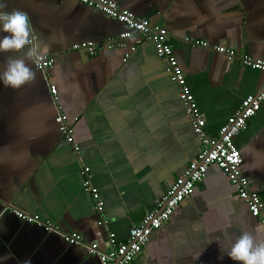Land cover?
<instances>
[{
  "label": "crops",
  "instance_id": "0c3cea01",
  "mask_svg": "<svg viewBox=\"0 0 264 264\" xmlns=\"http://www.w3.org/2000/svg\"><path fill=\"white\" fill-rule=\"evenodd\" d=\"M112 1L167 30L209 136L217 135L246 95L264 86V72L184 42L194 38L264 60V0ZM0 5L5 12L27 13L46 48L43 55L54 60L45 72L30 62L35 80L19 89L0 83V264H100L89 246L95 243L103 252L106 229L96 225L92 198L81 187V167L90 169L91 184L103 199L107 228L124 240L198 152L178 86L152 43L138 34L124 49L94 56L74 49L126 30L75 0H0ZM130 46H135L131 54ZM126 53L130 56L122 62ZM22 55L0 53V71L7 59ZM50 85L73 127L77 152L54 122ZM234 144L250 190L264 202V103ZM13 211L35 215L57 230L45 232ZM242 232L264 240L263 225L211 165L132 264H234L226 252ZM71 233L80 242L63 240Z\"/></svg>",
  "mask_w": 264,
  "mask_h": 264
},
{
  "label": "built area",
  "instance_id": "2783aa9c",
  "mask_svg": "<svg viewBox=\"0 0 264 264\" xmlns=\"http://www.w3.org/2000/svg\"><path fill=\"white\" fill-rule=\"evenodd\" d=\"M87 8L99 11L108 18L123 24L126 28L115 38L103 43L86 41L73 46L74 49H83L88 56H94L103 49L114 50L126 48V40L138 34L150 41L157 58L165 63V71L170 80L178 86V97L183 105L184 113L189 119L190 127L199 141V149L193 159L171 185L163 192L155 206L145 214L141 220L133 225L124 240H118L115 234L107 228L108 219L103 215L104 202L97 188L91 184L90 169L81 167V187L92 198V205L97 215L96 225L106 229L105 249L100 252L97 244L89 246V253L98 257L100 264H132L142 249L148 244L150 234L165 224L176 212L180 203L191 196L194 186L202 181L209 166H216L229 183L234 187L237 198L242 201L249 215L264 227V202L261 197L250 190V182L244 175L242 157L234 144V138L247 126L248 121L256 115L264 103V86L259 91L246 95L238 108L219 127L217 135L212 137L205 132V120L195 102L190 87L187 85L184 74L174 57L168 43L167 30L158 24H151L147 19L137 17L127 10L120 9L112 0H75ZM184 42L192 48H202L223 55L228 61L237 60L242 66L252 70L264 72V60L254 59L246 54H236L233 49L223 46H210L207 42L194 38H185ZM130 54L135 46L129 47ZM130 54H124L122 62H126ZM54 63L52 57L43 55L38 63H32L36 70L45 72ZM49 92L56 106L54 122L63 136L64 142L70 144L74 152L78 147L73 143V127L68 124V117L62 112L56 97V88L49 86ZM76 119H74L75 121ZM15 217L28 224H38L45 232L56 231L57 228L35 216L20 211H13ZM63 240L68 244L80 242L76 233L64 235Z\"/></svg>",
  "mask_w": 264,
  "mask_h": 264
},
{
  "label": "clouds",
  "instance_id": "9594fccd",
  "mask_svg": "<svg viewBox=\"0 0 264 264\" xmlns=\"http://www.w3.org/2000/svg\"><path fill=\"white\" fill-rule=\"evenodd\" d=\"M3 7L0 5V9ZM0 34V53H23L22 56L7 59L0 71V83L14 90L32 83L36 73L30 62L38 63L46 48L40 47L27 13L15 9L11 12L0 10ZM226 256L234 264H264V240L257 241L250 233L242 232L227 250Z\"/></svg>",
  "mask_w": 264,
  "mask_h": 264
}]
</instances>
